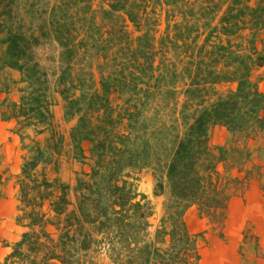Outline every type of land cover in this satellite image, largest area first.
I'll return each instance as SVG.
<instances>
[{
    "label": "trees",
    "instance_id": "16d2710c",
    "mask_svg": "<svg viewBox=\"0 0 264 264\" xmlns=\"http://www.w3.org/2000/svg\"><path fill=\"white\" fill-rule=\"evenodd\" d=\"M94 1L0 0L7 62L24 83L17 102L1 101L2 118L19 132L53 131L45 147L35 142L17 175L16 222L24 232L0 264H85L103 244L115 264H200L199 235L184 215L195 205L222 226L234 195L228 182L245 185L250 171L223 177L216 163L228 170L252 157L245 143L220 148L216 158L209 129L226 127L234 143L264 132V93L252 80L264 66L256 46L264 0H107L98 9ZM14 7L31 18L29 26L19 16L13 21ZM51 42L59 47L57 91L66 114L78 118L72 157L90 161L73 187L57 174L65 139L54 130L51 80L37 52ZM223 83L236 89L219 94ZM180 84L184 133L176 117ZM161 167L169 197L162 228L149 240L153 209L145 197L137 200L131 172ZM164 189L157 179L155 194Z\"/></svg>",
    "mask_w": 264,
    "mask_h": 264
},
{
    "label": "rangeland",
    "instance_id": "374dc122",
    "mask_svg": "<svg viewBox=\"0 0 264 264\" xmlns=\"http://www.w3.org/2000/svg\"><path fill=\"white\" fill-rule=\"evenodd\" d=\"M106 2L107 0H95L94 7L98 9ZM16 7L12 14L13 21L19 16L24 18L25 24L29 26L31 18ZM181 22L182 18L178 15L175 23L180 25ZM165 29V12L163 11L158 38ZM4 38L5 34H0V103L4 99L17 102L24 83L21 82L20 71L8 65L7 45L2 42ZM256 46L257 51L264 55V31L258 36ZM37 52L41 65L47 70L51 80L49 97L52 101L54 130L65 139L61 154L55 155L57 174L64 183L73 187L78 174L90 172V161H81L72 157L70 132L78 118L66 114V103L55 84V80L60 75L59 47L55 42H51L40 47ZM252 80L258 83L259 89L264 93V66L254 69ZM235 89L236 84L234 83H223L217 86L218 93L223 95ZM178 91L180 93L176 107L178 111L176 114L177 128L178 131L184 133L187 121L182 118L186 100L184 93L181 92L183 91L182 84L178 87ZM18 128L15 121H4L0 112V261L12 251L13 245L24 232V228L16 222L19 204L17 175L21 171L25 158L33 155L32 148L35 142L38 141L42 147H45L53 132L48 129L39 133V129L33 127L19 132ZM240 138L242 139L234 143L233 134L220 125L212 126L208 132L209 146L216 158L220 156V148H230L232 144L245 145V143L252 150V157L239 168L236 166L228 170H226L225 162L216 163L217 170L223 177L244 178L250 171V178L245 185L228 182L234 195L228 203L226 219L222 226L210 223L200 214L195 205L190 207L184 215L189 232L192 235H199L197 239L201 253L200 264H264V189L262 187L264 184V132H253L248 140L245 137ZM84 146L89 156L90 145L85 143ZM160 170L155 173L152 169L144 168L141 171L131 172V176L137 178L135 181L137 200L145 197V201H148L153 209L149 217V240H154L157 230L162 228V219L169 197L166 170L162 167ZM157 179L161 180L165 186L164 192L158 195L155 194ZM71 196L73 197L72 193ZM97 249L95 252L88 253L85 264H115L110 259V254L104 244Z\"/></svg>",
    "mask_w": 264,
    "mask_h": 264
}]
</instances>
